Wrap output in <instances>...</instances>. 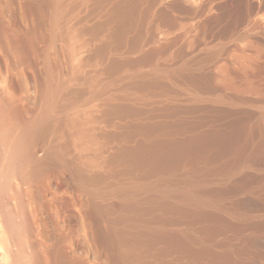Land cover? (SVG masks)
Here are the masks:
<instances>
[{"label": "rangeland", "instance_id": "374dc122", "mask_svg": "<svg viewBox=\"0 0 264 264\" xmlns=\"http://www.w3.org/2000/svg\"><path fill=\"white\" fill-rule=\"evenodd\" d=\"M56 83L12 208L37 263L264 264V0H0L7 116Z\"/></svg>", "mask_w": 264, "mask_h": 264}, {"label": "bare ground", "instance_id": "6f19581e", "mask_svg": "<svg viewBox=\"0 0 264 264\" xmlns=\"http://www.w3.org/2000/svg\"><path fill=\"white\" fill-rule=\"evenodd\" d=\"M60 85L56 83L54 85L52 84L45 87L43 91L44 101L43 105L41 106L42 108L39 107L30 119H27V121H22L20 123H15L16 121L13 122L12 120H10V115H8L9 117L7 116V108L9 107L6 106V103H8L7 98L9 93L4 84L0 85V264H39L36 262V259L37 254L41 253H36V251L37 249H40L38 248L40 246L35 243V237L33 238L36 233L34 232V234L33 232H20L21 228L20 225H18L16 222V213L13 212L14 210L12 208L15 204L17 206V203L20 202V182L25 181L24 179H22L23 175L25 177L24 172L26 171V167L24 168V166H26L28 161L32 159V154L28 153L27 151L29 149L28 147H32L33 135L37 132L36 128L38 130V126L42 124L41 122L46 118V116L50 115L48 113L53 111L52 108H54V105L51 99H55L52 97L54 95L56 96L58 89L61 88ZM52 114L53 113H51V115ZM77 115L78 114L72 113L71 115L66 116L65 120L67 126H69L68 128L74 130V144L79 145V148L83 149V147L88 146L87 140L89 139V134L88 131L84 128V125H82V122L78 120ZM23 183L24 182H22V184ZM20 203L23 204V202ZM44 247L42 245L41 249H43ZM46 252L44 253L46 254ZM44 253L42 252V254ZM44 258L43 259L46 262L48 259L45 256ZM40 262H42L41 264H43L42 260ZM47 264H49V262Z\"/></svg>", "mask_w": 264, "mask_h": 264}]
</instances>
